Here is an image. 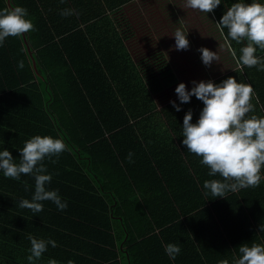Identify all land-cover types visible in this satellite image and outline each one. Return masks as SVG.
I'll use <instances>...</instances> for the list:
<instances>
[{"label": "trees", "instance_id": "16d2710c", "mask_svg": "<svg viewBox=\"0 0 264 264\" xmlns=\"http://www.w3.org/2000/svg\"><path fill=\"white\" fill-rule=\"evenodd\" d=\"M79 1L0 0V10L25 8L34 25L0 45V151L18 163L33 136L67 145L43 161L52 177L46 190L66 202L63 211L51 201L35 214L20 208L34 194V177L17 181L0 171V264H29V236L57 245L32 264H234L241 245L264 246V169L257 187L205 195L203 183L220 177L208 175L181 136L185 113L195 123L203 103L193 96L181 104L175 94L180 83L190 91L193 81L234 77L254 90L249 115L264 117V71L238 69L215 25L238 0H221L207 14L186 0H105L110 13L101 23ZM139 6L150 9L148 19ZM65 9L73 14L62 16ZM177 29L188 50H176ZM150 30L160 45L151 44ZM242 46L231 42L237 56ZM202 47L219 57L210 67ZM167 244L180 247L175 259Z\"/></svg>", "mask_w": 264, "mask_h": 264}, {"label": "clouds", "instance_id": "9594fccd", "mask_svg": "<svg viewBox=\"0 0 264 264\" xmlns=\"http://www.w3.org/2000/svg\"><path fill=\"white\" fill-rule=\"evenodd\" d=\"M220 4L221 0H186L185 7L207 14ZM71 14L73 10L70 9L61 12L62 16ZM27 15V10L19 6L0 10V45L6 38L19 37L34 29ZM215 25L224 36L238 69L258 67V70L264 71V58L256 55L257 49L264 51V3L238 0ZM186 35L180 29L174 32L176 50H188ZM233 41L243 45L239 48V56L236 49L231 47ZM197 51L201 54L200 59L205 67H210L219 59L216 52L207 48L202 47ZM23 66V61L19 62L18 68L22 69ZM192 84L189 91L184 83H180L175 88V94L181 104L189 103L193 96L203 103L195 123L191 122L192 111L185 113L181 136L182 145L200 158V164L209 169L208 175L220 177L203 183V188L207 190L205 195L210 192L216 198H224L229 192L257 187L264 169V117L249 115L254 111L252 86L239 83L234 77H228L219 84L212 81H193ZM170 103L177 112L181 111L175 102ZM66 150L67 145L62 139L36 135L24 143L19 151L18 163L8 150L0 151V171L5 178L19 181L22 175L34 177V194L31 200L22 199L19 202L20 208L29 209L34 214L39 213L43 210L44 201H51L60 211L67 208L57 191L46 190L45 186L51 182L52 177L44 174L47 170L43 165L45 158L58 157ZM131 156L129 153V162H132ZM28 239L31 243V254L27 257L29 264L40 259L49 244L57 246L52 240L45 241L32 236ZM180 251L178 245L165 246V252L171 259H175ZM238 252L239 258L234 264H264V246L260 244H243ZM48 264H57V261L49 260ZM219 264H229V261L223 259Z\"/></svg>", "mask_w": 264, "mask_h": 264}, {"label": "crops", "instance_id": "0c3cea01", "mask_svg": "<svg viewBox=\"0 0 264 264\" xmlns=\"http://www.w3.org/2000/svg\"><path fill=\"white\" fill-rule=\"evenodd\" d=\"M146 2L147 1L145 0V3ZM101 3L103 4L102 6L99 7V5H98V7L95 8V7L91 6V1L90 0H80L78 2V6H79V8L85 6L88 10L93 12V16L98 12L99 16L97 18V22L96 23H101V22H98V21H100V19H104V17L109 15V13H110V10L107 7H103V6H105V0H101ZM117 9L121 13H124V7H119ZM138 10L140 12V16L144 17L145 19L146 18L148 19L147 15H150V9H149V13H147L146 11L144 12V10L140 6L138 7ZM102 11H105V12H102ZM103 15H104V17H103ZM81 27H83V26L81 25ZM144 35H147V34H144ZM149 35H151V37L149 38V41H151V44L153 43V44H156V45H160V42L158 40L159 39V35L156 33V31L150 30L149 31ZM124 44H126V43H124ZM126 51H127V53H129L128 50H126ZM154 101L157 102L159 100L157 99V97H155Z\"/></svg>", "mask_w": 264, "mask_h": 264}, {"label": "rangeland", "instance_id": "374dc122", "mask_svg": "<svg viewBox=\"0 0 264 264\" xmlns=\"http://www.w3.org/2000/svg\"><path fill=\"white\" fill-rule=\"evenodd\" d=\"M200 25V24H199ZM186 28V26L184 27V29ZM187 29V28H186Z\"/></svg>", "mask_w": 264, "mask_h": 264}]
</instances>
